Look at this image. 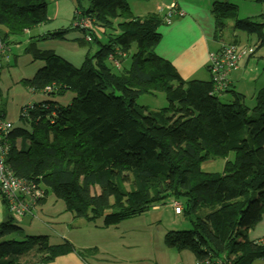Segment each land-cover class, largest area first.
Masks as SVG:
<instances>
[{"label": "trees", "instance_id": "trees-1", "mask_svg": "<svg viewBox=\"0 0 264 264\" xmlns=\"http://www.w3.org/2000/svg\"><path fill=\"white\" fill-rule=\"evenodd\" d=\"M178 1L168 3L174 7L167 24L166 6L137 17L126 0H75L73 29L83 33L75 41L99 45L94 54L85 53L80 67L36 46L64 40L68 30L47 32L29 42L25 53L43 66L21 83L44 95L70 91L73 98L67 105L51 100L28 105L21 111V126L8 122L4 164L16 178L42 188L44 197L16 216L0 193L6 212L0 223V264H23L20 259L30 253L37 255L36 264L72 252L81 259L95 254V248L75 250L66 239L54 244L48 235H23L19 223L26 216L35 218L48 192L63 202L64 212L99 228L174 201L189 218L190 228L166 231L165 247L190 253L194 264H252L264 259V242L248 238L264 215V86L248 109L228 79L241 59L227 74L224 89L213 80L210 59L226 46L250 48L247 57L254 50L241 47L235 37L230 43L221 40L220 48L209 54L210 79L183 80L171 62L153 52L160 41L158 28L183 17ZM211 13L215 40L221 38L217 32L227 19L234 30L255 35L259 46L264 45V24L237 19L233 5L215 0ZM47 21L45 0H0L5 47L0 69L8 51L6 39ZM129 54L130 65L124 68L122 61ZM156 92L164 93L166 108L136 107L139 96ZM225 94L231 100L220 101ZM218 158L224 160L221 172L202 169L203 163ZM97 220L102 223L95 224Z\"/></svg>", "mask_w": 264, "mask_h": 264}, {"label": "rangeland", "instance_id": "rangeland-1", "mask_svg": "<svg viewBox=\"0 0 264 264\" xmlns=\"http://www.w3.org/2000/svg\"><path fill=\"white\" fill-rule=\"evenodd\" d=\"M164 0H126L132 14L142 17L154 10L155 4ZM172 0H167L170 2ZM215 0H192L195 4L202 3L205 8H212ZM229 3L236 8L237 19H249L252 22L264 24V0H219ZM46 16L49 21L45 24L38 25L22 33L9 36L6 39L8 51L2 59V67L0 69V116L2 121L10 122L14 127L21 126V111L28 105L35 104L43 100L56 101L60 105H67L73 98L70 91L63 95H44L38 92L28 90L21 80L31 78L35 72L43 66L41 60H35L31 53H25L29 42L36 39L37 36L52 32L55 30H68L64 40H45L36 44L37 49L41 51H52L56 55L70 62L75 67H80L85 53L89 51L90 55L94 54L99 45L96 43L78 44L75 39L81 40L83 33L73 29L75 23L76 3L75 0H45ZM181 2V1H180ZM166 4L160 5L164 7ZM83 7H88L86 2ZM163 12H160L162 14ZM175 19H172L174 21ZM171 21V23H172ZM226 26L217 32L219 41L230 43L235 37L241 41V47H253L254 53L251 56L243 57L239 61V67L236 71L230 73V78L237 76V81L233 80L234 90L242 96L244 105L251 109L254 106L256 92L264 86V45L259 46V42L255 35H247L243 32L236 31L232 28L233 21L225 20ZM167 28L162 24L158 29L159 33L162 29ZM161 34V33H160ZM106 40V38H103ZM133 50V49H132ZM130 51V53L132 52ZM154 52V49H153ZM130 54L122 61V67L128 68L130 65ZM110 63V62H109ZM112 65V63H110ZM226 95V94H225ZM231 100V95L227 94L226 98L220 101ZM136 107H142L147 111L160 110L168 106L163 92H156L154 95H141L136 100ZM143 110V109H142ZM234 152H230L228 159L234 160ZM224 164L223 159L209 160L202 164L205 172H221ZM168 200L165 204L157 209H149L147 212L132 217L126 221H122L118 225L98 230L91 223L81 222L87 228L79 227L77 232L73 230L76 227L75 218L70 213L64 212V204L60 200H56L54 196L48 192L46 205L39 209H35V218L26 216L19 226L22 228L24 236H37L34 233L39 232L40 228L44 231L45 226L49 223L57 222L56 230L59 235H67L69 229L78 236V233H87L88 242H92V238L98 241L102 236L104 239L100 251L106 254L107 263L116 257L121 263L123 254H133L127 260L134 263V255L144 258L142 261L136 260V264H180L182 262V253L169 249L163 244V235L169 230H188L190 228L189 218L183 212L180 215L174 213L173 207ZM183 207L182 200L179 201ZM155 207V206H153ZM54 217V219H53ZM83 223V224H82ZM102 220H97L95 224H101ZM80 224V223H79ZM43 225V226H42ZM92 225V226H91ZM48 228V227H46ZM45 235V234H43ZM111 235V236H109ZM92 237V238H91ZM20 238V237H18ZM57 242V240H53ZM122 244V245H121ZM165 250L164 256L160 251ZM160 254L163 259L157 261L156 254ZM151 255V256H150ZM87 258L89 256H86ZM184 264V263H183Z\"/></svg>", "mask_w": 264, "mask_h": 264}, {"label": "crops", "instance_id": "crops-1", "mask_svg": "<svg viewBox=\"0 0 264 264\" xmlns=\"http://www.w3.org/2000/svg\"><path fill=\"white\" fill-rule=\"evenodd\" d=\"M168 3L169 2H167V0L160 2L159 4L156 3L154 10L151 13L155 12L157 6L159 7L161 4H166L167 6L169 5ZM202 3L203 2H201V5H199L192 2V0H179L177 5L183 11L184 16L182 18L175 19L170 25L167 26V28L160 31V41L154 48L155 54L171 62L180 77L185 81L192 79L208 81L210 79V74L207 69L209 65V54L211 52L217 51L220 48L221 44H223L222 41L219 42L215 40L216 33L211 9L205 8ZM235 37L238 36L235 35ZM239 43L241 45V41ZM228 79L231 85V89L234 90L233 80L237 81V76L231 79L229 75ZM226 95H223L221 97L226 98ZM45 205L46 202L40 205L38 208L41 209ZM5 213V209L0 201V223L4 219ZM81 222L85 221L83 219H77V221H74L76 227H74L73 230H76L77 232L79 228L77 226H81L84 229L87 228L86 225H81ZM44 225L45 226L42 225L43 227H45L44 231L40 228L39 232L34 233L33 235H48L52 243H54L53 240H57V242H55L54 244H58L63 239H66L74 246L75 250L92 248L96 249V251L94 252L95 254H93V256H89L88 258L85 257L84 259H81L75 252H72L55 257L52 261L45 264H111L112 262H118L116 257H114L113 260L107 263L105 255L108 254H106L104 251H100V248L102 247L101 245L104 241V239H102V236H100L98 238V241L95 242L91 237L92 242H88V240L85 239L88 236L85 232L78 233V236L81 237V239L78 240V237L72 233L71 229L68 230L66 236L64 234L59 235L58 232L55 231L57 222L53 221L52 223H49V226H46V224ZM94 228L98 230L104 229L99 227ZM248 238L250 241L255 242L264 239V215L262 216L260 222L257 223V225L249 231ZM160 252L164 254L165 250H161ZM123 255L124 256L120 258L122 262L118 264H132L127 259L129 257H132L133 254L125 253ZM134 256L135 264L136 260L142 261L144 259L136 255ZM164 256L167 257V254H164ZM156 259L157 261H161L163 257L158 253L156 254ZM30 260H32L33 262L37 261V255L30 253L20 259L21 263L23 264H30ZM183 263L194 264L195 260L190 253L183 252L182 262L180 264ZM252 264H264V259L255 260Z\"/></svg>", "mask_w": 264, "mask_h": 264}, {"label": "built area", "instance_id": "built-area-1", "mask_svg": "<svg viewBox=\"0 0 264 264\" xmlns=\"http://www.w3.org/2000/svg\"><path fill=\"white\" fill-rule=\"evenodd\" d=\"M174 5L170 4L166 6V14L164 20L167 24L170 23V18L173 16ZM180 16H184V13H179ZM4 43L0 38V57L4 52ZM252 50L240 49L236 46H226L220 50L215 55H211V72L213 80L216 81V86L219 89H224L226 86L227 74L235 69H237V62L242 56L247 53H251ZM114 66L118 67L119 63L117 61L111 60ZM11 128V124L0 120V193L5 195L8 201L10 209L14 212L16 216L22 215L24 212L30 210L32 205L39 199L44 197V190L38 188L31 182H26L21 179L16 178L8 167L4 164L5 156L8 152V146L6 141V135ZM19 197H25L26 199H18ZM28 197V198H27ZM171 206L173 207L175 214H180V206L177 202L172 201ZM31 207V208H30ZM157 209V206L152 207ZM259 242H264L260 240Z\"/></svg>", "mask_w": 264, "mask_h": 264}]
</instances>
